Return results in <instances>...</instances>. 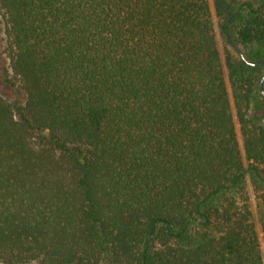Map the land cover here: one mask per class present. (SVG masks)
Wrapping results in <instances>:
<instances>
[{
  "label": "trees",
  "instance_id": "1",
  "mask_svg": "<svg viewBox=\"0 0 264 264\" xmlns=\"http://www.w3.org/2000/svg\"><path fill=\"white\" fill-rule=\"evenodd\" d=\"M0 15V264H264V0Z\"/></svg>",
  "mask_w": 264,
  "mask_h": 264
},
{
  "label": "rangeland",
  "instance_id": "2",
  "mask_svg": "<svg viewBox=\"0 0 264 264\" xmlns=\"http://www.w3.org/2000/svg\"><path fill=\"white\" fill-rule=\"evenodd\" d=\"M257 1V0H252ZM6 46V37L4 32V22L2 20V17L0 15V94L7 98L9 101H11L14 104L20 103L22 100V95L19 94V91L16 90L13 87H10L5 81H4V69L9 67L8 59L5 56L4 48ZM248 184L251 194V206L253 209V212L255 214V220L257 222L258 229H260V223L258 218V203L259 199L257 197L256 192L254 191V187L252 185V179L249 176L248 178Z\"/></svg>",
  "mask_w": 264,
  "mask_h": 264
},
{
  "label": "water",
  "instance_id": "3",
  "mask_svg": "<svg viewBox=\"0 0 264 264\" xmlns=\"http://www.w3.org/2000/svg\"><path fill=\"white\" fill-rule=\"evenodd\" d=\"M252 65H255V64H252ZM263 82V81H262ZM262 85V84H261Z\"/></svg>",
  "mask_w": 264,
  "mask_h": 264
}]
</instances>
